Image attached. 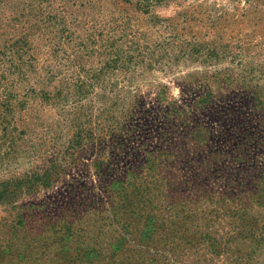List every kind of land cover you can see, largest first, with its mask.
Returning <instances> with one entry per match:
<instances>
[{"label": "rangeland", "instance_id": "1", "mask_svg": "<svg viewBox=\"0 0 264 264\" xmlns=\"http://www.w3.org/2000/svg\"><path fill=\"white\" fill-rule=\"evenodd\" d=\"M257 113L264 0H0V264H231ZM188 187L221 248L160 236Z\"/></svg>", "mask_w": 264, "mask_h": 264}, {"label": "trees", "instance_id": "2", "mask_svg": "<svg viewBox=\"0 0 264 264\" xmlns=\"http://www.w3.org/2000/svg\"><path fill=\"white\" fill-rule=\"evenodd\" d=\"M257 115L258 117H256L254 122L256 123L258 131L255 133L252 132L253 134L244 132L241 136H238L239 139L236 140L237 142L233 146L234 150L232 154L234 159L240 163H245L247 159V151L244 150L243 147H246L251 140L256 144V151H258L259 147L264 146V115L259 113H257ZM259 128H261L260 131ZM262 155L264 154H259V156ZM195 161L198 162V158H196ZM243 167L244 168L241 170L243 175L241 172L236 173L234 179L231 181V206L233 207L236 204L238 205V202L240 203L241 199H247L249 205H245L244 207L240 206L239 208L234 207L233 211H231V222L234 223L231 228V237L228 239L229 241L231 240V245L234 247L231 254V264H264V167L260 171L254 167ZM201 169L202 165L200 162L194 167L191 174L196 175L197 171ZM233 169L240 171V168L237 166ZM187 189V192L185 190H178L177 192V190L173 189L166 196L174 203L177 200L180 201L179 207L181 211L180 214L173 217L171 226L168 227L160 236L168 238L171 242L174 241L175 243L173 244L175 245L180 243L182 245L185 244L184 251L186 256L191 247H196L202 236L209 240L210 247L221 248V245L226 243L227 240L223 238L225 241H222V239H220L221 241H217L210 236L211 234H207L210 233V229L207 228L209 225L206 223L201 225V228L196 224L197 227L195 229H191L192 218H194V213L197 210V203H195L196 201L191 197L193 194L191 193L190 187ZM222 194V196L218 197L204 196L205 199H213L209 206H213L211 211H214V214L217 216L219 215L215 211L221 209L222 205H224L225 201H227L225 200L226 192H222ZM177 195L182 196L177 197ZM60 227L61 226H58V228ZM61 228V231L67 232V230L64 231L65 227ZM198 231L200 235L196 234ZM63 235L64 234L59 235L57 240L55 239L54 242L58 244V240L61 239L60 237ZM54 252L55 254L57 253V251ZM121 254H124V251H122ZM129 255L130 253H128V256ZM150 256L151 257L148 258L147 264H151L150 261L155 259L153 255ZM124 260H126V258H124ZM122 261H119V263H122ZM73 262V260L70 261V263ZM86 263L87 261L76 262V264ZM166 263H169V261L167 260ZM61 264L67 263L65 261ZM140 264L143 263L141 262ZM189 264H192V261L189 262Z\"/></svg>", "mask_w": 264, "mask_h": 264}]
</instances>
